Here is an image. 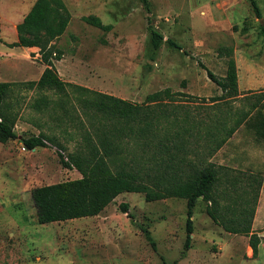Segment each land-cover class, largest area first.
<instances>
[{
  "label": "rangeland",
  "instance_id": "1",
  "mask_svg": "<svg viewBox=\"0 0 264 264\" xmlns=\"http://www.w3.org/2000/svg\"><path fill=\"white\" fill-rule=\"evenodd\" d=\"M35 1L0 0V68L4 79L17 82L9 102L18 114L17 138L4 145L0 142V264H164L163 258L177 264H264V186L257 218V225L263 226L258 231L263 241L257 256H253L250 237L230 234L212 222L202 201L195 208V235L189 244L187 201L181 198L148 202L143 193L124 192L98 216L38 222L31 191L82 176L75 167L64 166L55 150H63L70 160V154L82 147L84 134L92 129L88 117L76 111L79 105L72 102L84 93L76 86L134 103H143L148 94L168 87L182 93L172 106H176L181 118L188 112L190 120L179 123L189 126L193 120L200 124L203 121L198 124L199 133L182 132L189 141L187 159L196 163L200 156L194 149L212 145L205 140L206 125L212 119L215 125L223 117L229 127L238 125L243 111L251 106L238 98L215 104L212 97L222 91L198 62L203 60L222 76L219 65L197 55L200 48L224 54L231 47L230 34L214 25L227 17L213 7L216 0H151L150 12L140 0H64L72 14L71 21L66 32L52 43L61 52V58L54 60L56 69L64 81L72 84L69 97L22 83L38 80L43 72L40 48L8 45L17 41V25ZM257 1L263 15L264 0ZM245 2L259 30L262 18L255 16L248 0ZM205 4L211 5L210 11L205 10ZM233 13L238 18V13ZM91 14L114 27L104 30L83 20ZM151 26L165 37L158 49L151 43ZM236 26L233 30L238 35L241 24ZM168 38L183 49L171 47L166 43ZM44 94L50 96V101L38 109L36 100ZM59 98L65 101L68 113L60 108ZM66 114H71L73 120ZM41 133L47 135L45 140L51 146L23 149V137ZM162 133L159 137L163 138ZM134 144L131 141L124 152L130 163L139 155ZM122 204L129 205L127 212ZM143 228L150 230L155 247Z\"/></svg>",
  "mask_w": 264,
  "mask_h": 264
},
{
  "label": "trees",
  "instance_id": "2",
  "mask_svg": "<svg viewBox=\"0 0 264 264\" xmlns=\"http://www.w3.org/2000/svg\"><path fill=\"white\" fill-rule=\"evenodd\" d=\"M140 1L147 11L152 10L151 0ZM249 2L255 16L263 18L258 1ZM71 17L64 0H36L17 25V41L8 45L39 47L41 61L46 65L38 80L22 83L40 91H52L62 97H69L67 94L72 84L64 81L56 69L54 60L61 58V52L52 42L66 32ZM83 20L104 30L114 27L111 23L105 24L94 14L84 16ZM260 33L264 36V24L261 23ZM150 34L152 46L155 49L160 48L165 41L163 34L154 26L150 27ZM166 43L173 48L183 49L171 38L166 39ZM233 51V48L228 50L227 77L217 75L204 62L198 61L222 91L212 97L215 104L235 99L239 94ZM185 53L188 54L186 51ZM16 84L17 82L0 81L1 143L17 138L15 126L18 114L9 102L10 93ZM76 87L84 93L72 102L74 106H80L76 111L88 117L92 129L84 134L82 147L70 154L69 161L61 154L60 159L64 166L75 167L82 176L38 186L31 191L40 224L98 216L124 192L143 193L148 202L181 198L187 201V244L191 242L194 232L195 208L202 201L206 213L224 230L249 236L253 256L258 255L263 239L253 231V222L264 185V172L237 170L209 162L208 159L203 160L214 155L225 144L237 128L236 124L229 127L223 117L214 125L212 119L204 130L205 140L209 139L212 145L202 144L194 149L197 157L200 156L196 163L187 159L189 141H186L187 138L182 132L193 133L196 130L199 133V126L203 121L200 124L193 120L189 126L179 123L181 120H190L188 112L181 118L176 114V106H172L182 93L174 92L168 87L148 94L143 103H134L86 87ZM47 95L44 94L36 100V108L41 109L43 105H48L50 96ZM57 101L64 113H68L69 109L64 106L65 101L62 98ZM255 108L253 105L243 111L242 117H247L250 113L262 115ZM66 115L72 119L71 114ZM163 120L167 124L163 125ZM161 133L163 138L159 137ZM45 137L47 135L41 133L38 136L23 137L22 141L31 150L47 146L44 143ZM133 140L139 155L130 163L124 152ZM122 209L127 212L129 205L122 204ZM143 231L155 247L150 230L143 228ZM163 263L177 264L176 261L171 262L165 258Z\"/></svg>",
  "mask_w": 264,
  "mask_h": 264
},
{
  "label": "crops",
  "instance_id": "3",
  "mask_svg": "<svg viewBox=\"0 0 264 264\" xmlns=\"http://www.w3.org/2000/svg\"><path fill=\"white\" fill-rule=\"evenodd\" d=\"M216 1L213 7H216L222 14L226 13L227 16L223 17L224 19L221 21H215L214 25L219 31L230 34V49L233 48L234 50L233 58L236 62L237 69V83L239 89L237 98L240 102L243 100L245 106L255 105V110H260V101L261 105L264 106V36H260V28L256 30L254 26L253 13L250 8H247L248 6L246 7L245 1L247 0ZM210 7V4H205V10L210 11ZM233 11L238 13V18ZM262 16L263 18L260 20L261 24L264 23V14ZM210 23L213 25V22ZM237 24H241L238 28V35L235 30H233ZM200 49L197 55L202 58L206 57L211 59L214 65L217 64L220 66L221 75L227 77L229 74V54L214 53V51L209 48ZM0 81H8L2 77L1 68ZM261 110L262 115L250 113L247 117L244 116L239 118L237 128L232 136L229 137L225 144L214 155L208 158V161L237 170L264 172V109ZM2 145L4 144L2 143ZM163 200L167 199L159 200V202ZM260 202H262L261 196L253 222V231L257 233L260 228H263V226L257 225ZM194 219L195 213L193 221ZM211 221L213 222V220ZM194 235L195 233L193 232V236Z\"/></svg>",
  "mask_w": 264,
  "mask_h": 264
},
{
  "label": "built area",
  "instance_id": "4",
  "mask_svg": "<svg viewBox=\"0 0 264 264\" xmlns=\"http://www.w3.org/2000/svg\"><path fill=\"white\" fill-rule=\"evenodd\" d=\"M166 20L169 21L168 18H166ZM44 143H45L46 145H50V146L52 145L51 143H49V142H48L47 140H45V139H44ZM23 149L26 150V147L23 146ZM55 150L59 151V153H60L61 155H63V157H64V159H65L66 161H69V160H68V157H67V156H64V155H65V152H64L63 150H61V149H59V148H57V147H55Z\"/></svg>",
  "mask_w": 264,
  "mask_h": 264
}]
</instances>
